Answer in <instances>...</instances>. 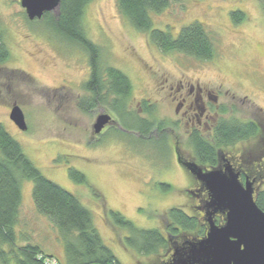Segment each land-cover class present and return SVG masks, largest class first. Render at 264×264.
Here are the masks:
<instances>
[{
	"label": "rangeland",
	"instance_id": "1",
	"mask_svg": "<svg viewBox=\"0 0 264 264\" xmlns=\"http://www.w3.org/2000/svg\"><path fill=\"white\" fill-rule=\"evenodd\" d=\"M19 2L0 0V25L10 52L9 61L0 68V125L47 180L91 211L95 229L120 264H160L167 256L163 251L142 256L120 241L128 233L114 227L110 212L119 213L137 230L158 229L165 237L169 210L179 208L188 217L198 218L196 200L186 193L191 182L179 168L175 150L170 141L159 142V135L152 129L151 134L145 135L146 140L120 133L110 134L102 143H87L101 108L89 109L84 103L89 95L83 86L90 76L89 58L52 33L44 18L28 21ZM236 11L244 15L237 25L230 16ZM57 13L46 15L55 18ZM151 21L152 29L166 32L173 39L183 27L194 22L202 24L213 39L216 56L211 61H198L176 52L162 53L149 43L146 34L136 31L119 14L115 0H92L84 9L82 28L87 39L100 50V67L115 68L129 79L132 89L126 103L130 107L142 98L158 100L153 93L155 83L183 74L194 84L227 93L222 101L230 110L223 118L245 122L262 117L261 0H170L169 8L151 15ZM106 98L107 104L103 105L108 110L114 108L117 98L111 94ZM13 106L21 109L26 131H20L10 121ZM148 111L141 115L143 119L158 116L164 109ZM182 134L178 136V151L187 159L193 155ZM248 143L239 142L221 151L241 155ZM70 169L83 174L87 183L71 179ZM31 190L32 183L21 184L19 230L46 253L54 250L58 254L63 243L47 219L35 211ZM175 236L182 242L193 240L197 234L180 231ZM18 244L24 245L23 240H18Z\"/></svg>",
	"mask_w": 264,
	"mask_h": 264
},
{
	"label": "trees",
	"instance_id": "2",
	"mask_svg": "<svg viewBox=\"0 0 264 264\" xmlns=\"http://www.w3.org/2000/svg\"><path fill=\"white\" fill-rule=\"evenodd\" d=\"M92 0H60L57 16H44L45 24L51 26L52 33L82 50L89 58L90 80L85 88L95 91L100 83L107 94L119 99L129 96V79L115 68L99 64L100 50L85 36L82 17L85 7ZM263 2L264 8V0ZM119 14L140 33L146 34L151 45L162 53L176 52L198 61H211L216 56V48L210 34L202 24L194 22L183 27L177 38L168 33L152 29L151 15H157L170 6V0H115ZM235 25L244 20L243 13L230 14ZM10 59V52L4 42L0 25V68ZM1 70V69H0ZM101 87V86H100ZM95 104L92 106L94 107ZM149 112V111H147ZM140 127L123 122V127L148 135L151 125L141 121ZM146 124V126H144ZM255 126L242 124L230 119L221 121L211 142L194 135L189 140L192 155L201 165L215 168L218 165L217 151L247 139L255 134ZM69 176L77 183H87L83 174L69 170ZM32 183L31 197L35 211L47 219L57 231L62 241L65 264H120L114 253L102 241L94 227L91 211L86 209L72 194L47 180L24 154L21 146L0 125V264H44L46 260L60 262L47 254L42 246L29 240L20 232L19 210L22 203L21 184ZM164 189L169 186L161 185ZM257 207L264 212V184L254 197ZM114 227L125 230L128 235L123 243L138 255L153 256L163 251L173 252V245L180 243L176 236L180 231L197 234L191 239L205 237L207 225L204 219L188 217L181 209L173 208L167 213V235L158 229L137 230L119 213L110 212ZM223 218L216 217L215 224L222 225ZM204 221V222H203ZM26 237V239H24ZM24 245H19L18 240ZM6 247L7 250L3 249ZM165 261V260H162Z\"/></svg>",
	"mask_w": 264,
	"mask_h": 264
},
{
	"label": "flooded vegetation",
	"instance_id": "3",
	"mask_svg": "<svg viewBox=\"0 0 264 264\" xmlns=\"http://www.w3.org/2000/svg\"><path fill=\"white\" fill-rule=\"evenodd\" d=\"M89 80L90 76L83 83V86H86ZM100 86L95 91L84 89L89 94L84 98V103H88L85 107L87 106V108L92 109L94 104L101 107L95 116L92 133L89 135L87 143L90 145L102 143L110 134L120 135V133L132 136L136 135L140 140H146L148 137L141 136L139 132L124 128L123 122L133 127H140L143 120L146 124L151 125L152 133L156 134V136L157 134L159 135V142L170 141L171 146L175 150L178 166L183 171L187 180L191 182L187 187L186 193L189 197L196 200L194 208L200 219H204V205L208 200V194L201 184L183 167V164L194 163L202 171L223 168L229 165L239 175V181L243 185L246 183L252 184L253 189L258 192L259 187L264 184V113L262 111H259L262 116L260 119L250 118L249 121L245 122L239 121L236 118L233 119L238 123H250L254 125L256 128L255 134L240 141L249 142V147L245 150L244 154L231 156L229 153L225 154L224 151H217L218 165L215 168H211L208 165L199 164L193 156L187 159L184 158L178 151V136L180 132L183 133L182 135L186 138L187 143H189V140L194 135L202 137L207 142H211L219 123L230 120V118H223L230 110L222 101V98L227 96V93L222 94L220 90L218 92L213 91L209 86H200L198 83L194 84L185 75L181 74L177 78L173 77V80L168 79L162 83H155L153 93L159 97L158 100L151 102L149 99L142 98L140 101L135 102L133 107H130L126 103L131 95L130 90L127 98L119 99L120 103H122L120 107L108 110L103 105L107 104V90L103 83H100ZM115 101H118V99H115ZM160 108H163L164 111L158 116L156 115L150 119H143L141 117L143 113H147L148 109L159 112ZM99 115H106L110 120L98 134H95L94 124ZM252 140H255V142L251 143ZM257 192L254 194V197ZM220 216L219 214L215 215L214 222L215 218ZM222 220L224 222V219ZM120 241L124 240L121 239ZM171 259L172 253L170 251L165 257V261L160 262V264L169 263Z\"/></svg>",
	"mask_w": 264,
	"mask_h": 264
},
{
	"label": "water",
	"instance_id": "4",
	"mask_svg": "<svg viewBox=\"0 0 264 264\" xmlns=\"http://www.w3.org/2000/svg\"><path fill=\"white\" fill-rule=\"evenodd\" d=\"M28 21H40L46 14L58 12L60 0H20ZM10 121L26 131L24 115L18 106L9 113ZM110 118L99 115L94 124L98 134ZM183 167L201 184L208 194L204 221L207 231L199 240L185 239L175 243L172 259L166 264H264V212L254 201L252 184H242L239 175L228 165L202 171L194 163ZM224 219L216 225L215 215Z\"/></svg>",
	"mask_w": 264,
	"mask_h": 264
},
{
	"label": "crops",
	"instance_id": "5",
	"mask_svg": "<svg viewBox=\"0 0 264 264\" xmlns=\"http://www.w3.org/2000/svg\"><path fill=\"white\" fill-rule=\"evenodd\" d=\"M59 250L60 251H58V254L54 250H53L54 252L52 250H50V252L47 253V254L51 255L54 258H56L60 262V264H65V262H64L65 261V255H64V250H63V246L62 245H60Z\"/></svg>",
	"mask_w": 264,
	"mask_h": 264
},
{
	"label": "built area",
	"instance_id": "6",
	"mask_svg": "<svg viewBox=\"0 0 264 264\" xmlns=\"http://www.w3.org/2000/svg\"><path fill=\"white\" fill-rule=\"evenodd\" d=\"M44 264H57V262L54 260H46Z\"/></svg>",
	"mask_w": 264,
	"mask_h": 264
}]
</instances>
